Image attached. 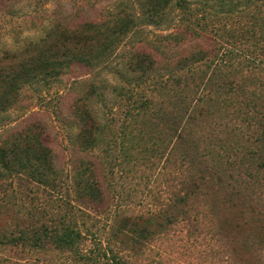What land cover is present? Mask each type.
I'll list each match as a JSON object with an SVG mask.
<instances>
[{
  "label": "rangeland",
  "instance_id": "374dc122",
  "mask_svg": "<svg viewBox=\"0 0 264 264\" xmlns=\"http://www.w3.org/2000/svg\"><path fill=\"white\" fill-rule=\"evenodd\" d=\"M116 1L16 0L11 2V11L6 12L5 5H9L10 0H0V61L1 52L20 50L37 38L42 26L48 22L80 23L103 14ZM186 2L192 4L190 11L197 9V19L206 13L220 18L205 35L214 46L216 57L208 56L206 63H202L201 77L208 80L215 75V68L232 64L231 77L238 82L248 102L246 109H242V117L253 113V119H256L259 106H264V7L245 9L239 6L227 16L221 11L224 8L208 0ZM204 2L209 12L198 11L200 6L196 4ZM187 26L196 29L194 21L188 22ZM209 43L198 38L186 45L207 49ZM3 62L0 63V75L9 76L11 70H16L14 62ZM17 76L0 85V154L8 161L2 168L0 164V234L2 229L12 231L13 225L22 220L27 222L25 216L28 213L64 202L82 210L88 216L84 228L100 239L102 247L110 251L108 256L113 254L126 264H264V205L249 204L243 199L229 197L221 190L206 194L202 189L195 191L193 183L179 187L180 178L187 176L171 165L184 153L193 155L203 150H219L214 146L218 137L213 130L220 126L221 132L227 133L218 121L222 114L208 116L204 111V115L190 122L184 132L188 134L187 140L176 148L170 163L163 164V160L151 159L143 152L151 135L144 122L139 119L141 126L131 121L123 126L120 123L123 113L115 109L117 102L114 104L111 89L98 90L107 104L103 108L101 99L93 100L96 102L93 105L95 114L100 119H108L104 123L100 121L98 129L87 132L94 136L96 166L92 172L98 176L104 197L99 208H93L83 205L84 201L76 195V178L82 172L80 166L85 159L74 150L76 147H72L71 141L79 133V111L73 113L71 106L73 99L86 89L88 84L83 81L89 78V70L75 65L57 78L31 80L24 84L17 81ZM99 77L111 87L117 84L104 72ZM156 94L160 95L159 92ZM250 101H254L256 111H251ZM206 108L216 112L219 106L208 104L204 110ZM30 124L39 126L42 139L51 150L53 169L57 173L55 188L12 182L13 171H16V164L11 161L14 153L26 150L23 144L17 145L20 142L19 138L14 139V133ZM224 136L223 140H226L230 135ZM76 141H80V137ZM246 148L250 151L247 156L253 155L254 163H264V143ZM191 171V176H195V166ZM261 195L264 197V189ZM149 210L154 214L147 222H137L135 227L124 226L121 222L122 214L145 216ZM87 241L86 248H92L93 243ZM135 242L140 244L134 245ZM0 264L81 262L56 252L11 249L1 245L0 241Z\"/></svg>",
  "mask_w": 264,
  "mask_h": 264
},
{
  "label": "trees",
  "instance_id": "16d2710c",
  "mask_svg": "<svg viewBox=\"0 0 264 264\" xmlns=\"http://www.w3.org/2000/svg\"><path fill=\"white\" fill-rule=\"evenodd\" d=\"M208 1L224 8L221 11L227 16L237 11L235 9L239 6L245 9L259 5L264 7V0ZM11 2L16 0H10V4L5 5L6 12L11 11ZM191 5L186 0H118L103 14L80 23L69 25L52 20L42 26L37 38L20 50L1 52L0 63L6 60L14 62L16 70H11L9 76L0 75V85L13 81L17 75V81L22 84L57 78L75 65L89 70V78L83 81L88 85L73 99L71 106L73 113L79 111V133L71 140L72 147L74 145V150L85 159L80 166L82 172L76 178V195L84 201L83 205L99 208L104 199L98 176L92 172L96 166L94 136L87 135V132L98 129L100 121L104 123L108 119H100L93 108L96 103L93 100L99 99L103 108L106 107L102 93L106 88L114 94V104L117 102L115 109L123 113L120 121L123 126L130 121L141 126L139 119L144 122L151 135L143 152H147L151 159L163 160V164H169L176 148L187 140L188 134L184 132L190 122L204 115V111L208 116L222 114L218 121L227 133H222L220 126L213 130L218 137L214 146H218L219 150H203L193 155L184 153L171 163L181 170L183 176H187L180 178L179 187L193 183L195 191L202 189L206 194L221 190L225 195L243 199L249 204L264 205L261 195L264 163H254L253 155L247 156L250 151L246 148L264 143V106H259L256 119H253V113V117H242V109H246L248 102L238 82L231 77L234 70L232 64L215 68L212 70L215 75L203 80V72L200 71L202 63H206L208 56L216 57L214 46L205 35L207 29L212 30L214 22L220 18L206 13L197 19V9L190 11ZM196 5L200 6L198 11L202 9V13L210 10L206 2ZM182 16H186L184 20ZM191 21L195 23V30L187 26ZM155 31L158 33H153ZM198 38L209 43L207 49L186 45ZM103 72L111 75L117 84L113 87L107 85L99 77ZM215 103L219 106L218 111L204 110V106ZM250 104L251 111H256L254 101ZM112 121L115 122L114 118ZM227 134L230 136L223 140ZM42 137L41 129L34 124L14 133V139L19 138L20 142L16 141L17 145L23 144L26 150L14 153L11 160L16 164L13 183L56 187L57 173L53 169L51 150ZM79 137L80 141H76ZM6 162L0 154L1 168ZM192 166H195V176L190 174ZM81 211L64 202H56L44 210L37 209L25 216L27 222L22 220L14 224L12 231L2 229L1 245L38 253L66 254L81 264H126L113 254L108 256L110 251L102 247L100 239L84 228V220L88 216ZM153 214L151 210L145 216L141 213L137 216L122 214L121 222L124 226L135 227L137 222L152 219ZM87 239L93 243L90 249L86 248ZM104 260L108 262L103 263Z\"/></svg>",
  "mask_w": 264,
  "mask_h": 264
}]
</instances>
